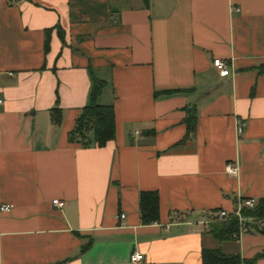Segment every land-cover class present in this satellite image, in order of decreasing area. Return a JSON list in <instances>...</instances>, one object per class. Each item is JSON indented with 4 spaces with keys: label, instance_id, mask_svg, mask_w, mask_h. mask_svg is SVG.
<instances>
[{
    "label": "crops",
    "instance_id": "0c3cea01",
    "mask_svg": "<svg viewBox=\"0 0 264 264\" xmlns=\"http://www.w3.org/2000/svg\"><path fill=\"white\" fill-rule=\"evenodd\" d=\"M263 68L264 0H0V206L13 204L0 210V264H204L203 248L255 258L264 234L222 242L210 221L264 198ZM92 75L117 128L86 148L69 135ZM142 191L160 196L153 224Z\"/></svg>",
    "mask_w": 264,
    "mask_h": 264
},
{
    "label": "trees",
    "instance_id": "16d2710c",
    "mask_svg": "<svg viewBox=\"0 0 264 264\" xmlns=\"http://www.w3.org/2000/svg\"><path fill=\"white\" fill-rule=\"evenodd\" d=\"M59 28L60 37L64 40V31ZM52 28L47 31L46 51L50 47L49 37ZM264 71V68L262 69ZM107 86L106 80H102L92 75V87L89 94L88 104L82 108L81 114L77 119L75 129L70 133L69 139L72 142L81 143L83 147H92L98 145L104 147L109 141L116 137V110L113 103H100L101 95ZM188 124V134L193 133L197 127V115L194 109L189 108V116L186 119ZM54 122L61 123V117L54 115ZM140 209L142 222L153 224L160 220V196L157 191L141 192ZM219 211V210H218ZM217 211L213 212L215 215ZM246 217L254 218L245 224V234L262 233L264 234V198L258 201V206L253 210H244ZM240 230V221L237 218L227 221H215L211 224L210 232L220 241L234 239V236ZM89 246L84 247L83 252ZM202 263L204 264H251L259 258H264V250L259 252L255 258L247 260L240 254L225 253L221 248H203Z\"/></svg>",
    "mask_w": 264,
    "mask_h": 264
},
{
    "label": "built area",
    "instance_id": "2783aa9c",
    "mask_svg": "<svg viewBox=\"0 0 264 264\" xmlns=\"http://www.w3.org/2000/svg\"><path fill=\"white\" fill-rule=\"evenodd\" d=\"M214 66L218 69V71H220L221 73H225L228 71V68L230 67L229 63H227L226 61H224L221 58L215 59L214 60ZM4 101L2 99H0V105H3ZM246 127V123L242 120H240L238 122V127H237V131L239 134H243V131ZM239 164L238 163H234V162H230L227 166H226V172L227 174L237 177L238 173H239ZM53 203L58 206V207H63L65 205V203L63 201H60L59 199H54ZM239 206L233 210V211H229V210H219L215 213L214 216L211 217V221L215 222V221H227V220H232V218H237L240 221V230L239 232H237L235 234V238L236 239H240L241 236H243L244 233V226L247 223V221L249 220H254V218L251 217H246L243 214L244 210H253L254 208H256L258 206V200L256 198H247V199H243L239 202L238 204ZM13 207V204L11 205H1L0 206V210L1 211H10L11 208ZM125 217V216H123ZM143 255L136 252L133 256H132V260L133 262H140L142 260Z\"/></svg>",
    "mask_w": 264,
    "mask_h": 264
}]
</instances>
